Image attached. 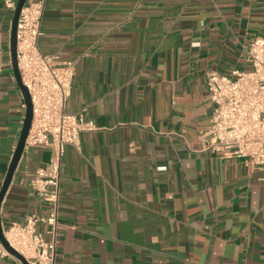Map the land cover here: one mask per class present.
<instances>
[{
    "label": "crops",
    "instance_id": "crops-1",
    "mask_svg": "<svg viewBox=\"0 0 264 264\" xmlns=\"http://www.w3.org/2000/svg\"><path fill=\"white\" fill-rule=\"evenodd\" d=\"M12 16L0 0V188L25 114ZM257 37L264 0H46L39 49L74 61L66 111L95 125L61 158L53 264H264V167L198 139L215 112L206 73L248 69ZM52 157L24 146L0 204L3 232L48 215L29 175Z\"/></svg>",
    "mask_w": 264,
    "mask_h": 264
},
{
    "label": "built area",
    "instance_id": "built-area-1",
    "mask_svg": "<svg viewBox=\"0 0 264 264\" xmlns=\"http://www.w3.org/2000/svg\"><path fill=\"white\" fill-rule=\"evenodd\" d=\"M17 0H3L5 9L14 12ZM46 0H25L17 20L16 60L22 84L32 106L27 146L48 147L53 157L29 175L33 192L50 203L46 217L27 216L12 222L4 237L28 264H53L57 245L59 174L67 145L76 146L83 131L95 125L81 114L66 111L75 75L74 61L57 62L53 55L40 51L38 39ZM248 69L230 72L210 70L205 85L215 106L210 124L198 139L202 148L218 151L222 157L240 159L248 165L264 167V39L255 38L246 52ZM47 225L44 232L37 222ZM45 235L50 239L46 240ZM10 255L0 245V256Z\"/></svg>",
    "mask_w": 264,
    "mask_h": 264
},
{
    "label": "water",
    "instance_id": "water-1",
    "mask_svg": "<svg viewBox=\"0 0 264 264\" xmlns=\"http://www.w3.org/2000/svg\"><path fill=\"white\" fill-rule=\"evenodd\" d=\"M24 2L25 0H17L16 7L13 12L12 21H11V29H10V57H11L13 74H14L16 83L23 96V100L25 104V114H24V118L22 121V127H21V131H20V135H19L16 147L14 149L6 175L4 177V180L0 188V204L8 188V185L12 179V175L20 159V156L23 152V149L25 146V140L28 134V130L30 128L31 118H32V106H31L30 95L28 93L27 88L21 82L19 70L17 67V60H16V27H17L18 16H19L20 10ZM0 244L10 255L18 259L22 264H28L25 258L19 252L13 249L9 245L7 240L5 239L1 223H0Z\"/></svg>",
    "mask_w": 264,
    "mask_h": 264
}]
</instances>
